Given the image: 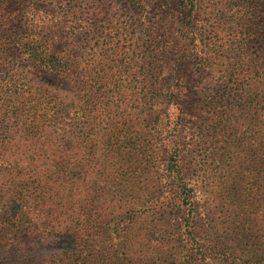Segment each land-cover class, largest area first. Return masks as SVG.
<instances>
[{
  "label": "trees",
  "instance_id": "16d2710c",
  "mask_svg": "<svg viewBox=\"0 0 264 264\" xmlns=\"http://www.w3.org/2000/svg\"><path fill=\"white\" fill-rule=\"evenodd\" d=\"M223 1L230 33L193 32L200 2L179 0L190 30L171 36L170 0L143 33L142 0H0V264H264V0ZM54 18L88 58L54 44ZM192 183L248 220L210 219L208 256Z\"/></svg>",
  "mask_w": 264,
  "mask_h": 264
},
{
  "label": "rangeland",
  "instance_id": "374dc122",
  "mask_svg": "<svg viewBox=\"0 0 264 264\" xmlns=\"http://www.w3.org/2000/svg\"><path fill=\"white\" fill-rule=\"evenodd\" d=\"M143 5L141 12L143 14V17H141V21L144 23L143 25H140V33H143L146 31L147 27V18L144 17L147 12L150 9H156L160 6L161 0H142ZM200 4V10L195 11V15L192 16L193 18V24L195 27H193L192 31H197V33H208L212 30H215L217 32H220V34L230 33L231 29H229V26L227 24H220V21L222 19V16L220 14V9L225 5V1L222 2V0H199ZM20 3V0H16V3L14 6H18L17 4ZM163 8V7H162ZM170 12L162 15V18L159 20V26H162L161 32L165 29L167 32H171V36H179L181 31L186 34H189L190 28L187 27L186 29L181 26V28L178 26L181 24L179 21V18L181 17V11L182 7L179 5V0H170L169 5ZM148 16H151V13L147 14ZM219 18V19H217ZM219 23V24H217ZM60 26V23L58 22V18H54L50 22L49 28L52 29L53 35V41L54 44L58 46L62 45H68L69 47H72L77 50L79 55H82L83 57L88 58V56L85 54V47H84V41L83 37L80 35V30L78 28L69 29L65 32L60 30L58 28ZM65 28V27H64ZM63 36H69L67 38H61V35ZM24 70L27 73H34L36 78L38 80H44L49 79L53 80L55 83L58 82L56 78L52 77V73H43L39 70H33L31 66L24 67ZM22 76H27L28 74L22 73ZM21 83L20 81L14 82L12 85H17ZM14 89V87L7 86L3 89L9 90L10 92ZM33 90V89H32ZM193 90V89H192ZM8 92V94L10 93ZM39 94V92H38ZM71 97L76 96V91L74 95H69ZM169 111V108L166 110L163 109V113L156 117L158 118V126H162L166 122V116ZM143 115L139 118V122L143 121ZM191 119H194V117H191ZM122 120V119H121ZM151 125L149 123L145 124V121L141 123V126H139L138 131H133V135L144 138V142H147L146 138V132L145 131H153V128H150ZM133 128V125H132ZM75 141L73 144V152L76 155V158L79 159L83 155V151H88L87 148H84L83 145L80 142ZM244 154V153H243ZM195 167H198V164H196ZM195 174L193 177L197 175V172L194 171ZM201 173V172H200ZM192 176V175H191ZM160 180H163L162 177L159 178ZM247 180V179H246ZM194 186V201H195V217L193 219L194 228L193 226H190V230L192 235L194 234V239L196 242L203 243L206 245V247H203L204 254L212 253L211 249L212 246L217 245L216 238L212 233V230L208 228V223H210V219H213L216 222L225 221L229 223L230 225H233L234 227L238 225V220H244L246 224H248V220L246 217H243V208H240L238 204H235L233 202H228V204L222 203L220 197L218 196L222 190V184L213 186L211 188V196L205 197L203 194L204 188H201L199 185L192 183ZM217 187V188H216ZM225 194L223 193V196ZM210 200H212V204H210ZM238 205V206H237ZM178 216V217H177ZM180 216V218H179ZM185 216V213L182 211L180 214L177 213L173 216V220L170 221V224L172 222L175 223V221H180ZM260 218V216H259ZM237 224V225H236ZM121 225V224H120ZM250 225L257 230L256 234H259L261 232H264V221H260L258 218H255V220L250 221ZM221 226V224L218 225V228ZM233 227V228H234ZM236 229V228H234ZM170 232H176L177 230L173 227H170ZM250 234V233H249ZM225 241V247H231L234 245L233 242L229 241V239L224 240ZM194 246V245H193ZM167 247V246H166ZM195 247V246H194ZM202 249V248H201ZM195 251V250H194ZM230 252L232 254L238 255L237 249H230ZM206 256V257H207ZM199 257V256H198Z\"/></svg>",
  "mask_w": 264,
  "mask_h": 264
}]
</instances>
